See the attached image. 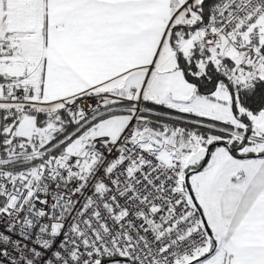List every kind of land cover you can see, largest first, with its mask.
I'll return each instance as SVG.
<instances>
[{"label": "snow or ice", "instance_id": "1", "mask_svg": "<svg viewBox=\"0 0 264 264\" xmlns=\"http://www.w3.org/2000/svg\"><path fill=\"white\" fill-rule=\"evenodd\" d=\"M0 264H264V0H0Z\"/></svg>", "mask_w": 264, "mask_h": 264}]
</instances>
